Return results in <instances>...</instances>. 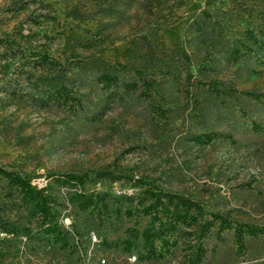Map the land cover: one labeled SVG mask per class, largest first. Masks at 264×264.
Returning <instances> with one entry per match:
<instances>
[{
	"label": "rangeland",
	"instance_id": "rangeland-1",
	"mask_svg": "<svg viewBox=\"0 0 264 264\" xmlns=\"http://www.w3.org/2000/svg\"><path fill=\"white\" fill-rule=\"evenodd\" d=\"M41 12L56 19L37 16L22 33H35L62 69L39 63L35 42L0 46V168L32 176L54 222L43 220L41 200L33 206L0 176V229L27 231L0 230V264H191L192 224L162 246L155 241L145 257L149 243L138 229L147 217L124 213L137 186L102 179L78 186L51 171L129 170L264 224V96L241 92L264 93L259 51L244 36L264 31V0H0V34ZM82 29L107 40L90 44ZM198 78L233 90L215 94ZM124 81L134 85L128 92ZM57 86L58 104L26 98ZM109 92L122 99L105 101ZM95 192L104 199L76 206L78 193ZM212 231L200 240L198 264H264V234H244L237 245L230 229L219 239Z\"/></svg>",
	"mask_w": 264,
	"mask_h": 264
},
{
	"label": "trees",
	"instance_id": "trees-1",
	"mask_svg": "<svg viewBox=\"0 0 264 264\" xmlns=\"http://www.w3.org/2000/svg\"><path fill=\"white\" fill-rule=\"evenodd\" d=\"M37 16L56 19L54 13L47 12L26 15L12 26L9 31L0 34V46L8 48H12L11 46H13L21 49L23 45L35 42L39 46L36 57L37 61L44 64L46 67L57 68V70H60L62 68L59 65V62L50 56L48 47L45 43L37 42L34 35L35 33L31 32L29 36L22 33L25 28L23 23L31 21ZM82 30L88 34V42L90 44H99L107 40L105 36L89 31L88 29ZM258 32L259 35H255L253 31L245 29L244 36L251 44H255L259 53L254 55V59H257L258 64L264 66V31ZM240 45L248 50V47L245 44L241 43ZM102 75L103 78H107V80L109 79V74L105 73ZM184 76L186 80H190L191 76L188 71L185 72ZM196 81L206 85V87L215 94L225 95L229 90H233L228 86H226L225 89H221L219 87L220 81L215 78H198ZM133 86V83L128 81L121 83V87L125 92H128ZM241 92L253 99H258L259 97L264 96V93L261 91L249 90ZM58 96H63L60 86L55 87L52 91H44L40 95H27L26 98L33 105L45 107L48 104H58ZM104 98L107 102L110 99H116L119 101L122 99V96L109 92ZM49 175H53L54 180L69 182L77 184L78 186H81L83 182L96 181L99 179L109 181L122 180L137 186L138 189L126 197L131 202V205L125 207L124 213L125 215L133 213L141 214L147 217V221L140 229H138L141 236L144 239H147L149 243V249L144 252L145 257L154 250L155 241L162 246L172 234L185 232L184 227L188 224L193 225L191 232H193L195 239L189 258L191 264H198L202 258L206 249L205 247H202L200 240L208 235L212 227L213 236L217 239L221 237V231L230 229L232 237L237 245H242L244 234H264V224L262 223H249L238 220L229 215L227 211L215 208L210 201L206 199H198L188 194L164 188L160 186L153 177L136 175L129 170H115L114 168L104 166L98 169H83L79 171H51L49 172ZM0 176H3L6 179L8 187H12L11 185L13 184H18L21 187V190H23L25 194L30 197V200L33 201V206L41 200L42 208L45 210H43L44 212L42 213L43 220L45 219V222H47L48 225L54 222L49 207H47L45 201L46 196L41 194L42 188L34 189L29 185L32 176L20 170L11 171L4 168H0ZM103 199L104 193L102 192H95L93 195L78 193L76 206L80 209H84L87 206L96 205ZM5 226L6 227L0 230H5L7 232L17 230V232L22 235L27 234V231H25L26 229H22V227L20 228L14 225ZM136 231L137 229L129 228L125 233H135ZM127 240L126 237L120 239L121 242L123 241L124 244H127L128 246L129 241Z\"/></svg>",
	"mask_w": 264,
	"mask_h": 264
},
{
	"label": "built area",
	"instance_id": "built-area-1",
	"mask_svg": "<svg viewBox=\"0 0 264 264\" xmlns=\"http://www.w3.org/2000/svg\"><path fill=\"white\" fill-rule=\"evenodd\" d=\"M92 235H94L92 232H90L89 233V239L91 240V237H92ZM126 258H127V260H129V261H133L134 260V258H130V256H126ZM100 262L102 263L103 262V259H100Z\"/></svg>",
	"mask_w": 264,
	"mask_h": 264
},
{
	"label": "bare ground",
	"instance_id": "bare-ground-1",
	"mask_svg": "<svg viewBox=\"0 0 264 264\" xmlns=\"http://www.w3.org/2000/svg\"><path fill=\"white\" fill-rule=\"evenodd\" d=\"M92 237H93V235H92Z\"/></svg>",
	"mask_w": 264,
	"mask_h": 264
}]
</instances>
